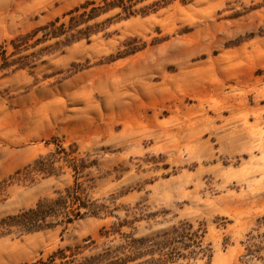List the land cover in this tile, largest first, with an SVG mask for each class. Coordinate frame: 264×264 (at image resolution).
Returning a JSON list of instances; mask_svg holds the SVG:
<instances>
[{"label": "rangeland", "instance_id": "374dc122", "mask_svg": "<svg viewBox=\"0 0 264 264\" xmlns=\"http://www.w3.org/2000/svg\"><path fill=\"white\" fill-rule=\"evenodd\" d=\"M102 1L0 0L8 55L36 32L0 77V264H264V0L37 32ZM39 204L55 226L21 232Z\"/></svg>", "mask_w": 264, "mask_h": 264}, {"label": "trees", "instance_id": "16d2710c", "mask_svg": "<svg viewBox=\"0 0 264 264\" xmlns=\"http://www.w3.org/2000/svg\"><path fill=\"white\" fill-rule=\"evenodd\" d=\"M176 1L177 0H103L99 4H96L95 2L86 3L85 5L76 7L63 15L64 18L68 17L67 21L57 25V23L60 22V19H57L56 21L39 29L37 32H44V40H52L61 37L63 38L62 43L64 44L78 42L82 39L90 38L92 35L107 29V27L112 24L129 20L136 16L145 17L155 14L160 10L170 7ZM180 1L183 4H191L197 0ZM111 14H114V16L107 18L101 23H97V21L102 17ZM34 34L20 36L13 39L11 41V45L13 46L14 51L10 55H8L5 45L0 46V77H5L7 75L6 72L11 69L12 72H17L20 69L27 67L29 57L32 55L25 56L21 54L27 52L32 47L28 44ZM39 41H41V39L37 40V42ZM62 199L63 198L59 199L55 204H53V208H61ZM75 205L76 209L72 210L71 213L78 218L82 216L80 209L85 208L86 206L81 202V198L78 195L75 196L73 201V206ZM75 211L77 212L75 213ZM50 215L51 212L47 205L39 204L38 208L10 217V219L13 224L21 228V232L30 233L45 228H53L55 225L47 222V218ZM5 222L6 220H3V223ZM67 222H72V219L68 217ZM52 257L53 258H51L49 263L41 262L39 264H53L57 256L53 255Z\"/></svg>", "mask_w": 264, "mask_h": 264}]
</instances>
